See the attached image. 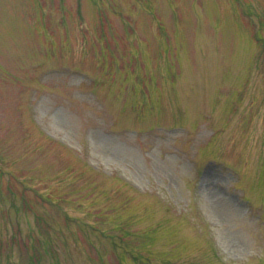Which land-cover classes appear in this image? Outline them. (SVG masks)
Instances as JSON below:
<instances>
[{
	"label": "rangeland",
	"instance_id": "rangeland-1",
	"mask_svg": "<svg viewBox=\"0 0 264 264\" xmlns=\"http://www.w3.org/2000/svg\"><path fill=\"white\" fill-rule=\"evenodd\" d=\"M0 264H264V0H0Z\"/></svg>",
	"mask_w": 264,
	"mask_h": 264
},
{
	"label": "bare ground",
	"instance_id": "bare-ground-1",
	"mask_svg": "<svg viewBox=\"0 0 264 264\" xmlns=\"http://www.w3.org/2000/svg\"><path fill=\"white\" fill-rule=\"evenodd\" d=\"M204 195L208 198L211 203L212 209L214 212L219 214V211H224L226 209H235L240 210L238 205L235 204L232 200L226 199L220 191L212 187V183L210 181V174H206V179L204 183Z\"/></svg>",
	"mask_w": 264,
	"mask_h": 264
}]
</instances>
